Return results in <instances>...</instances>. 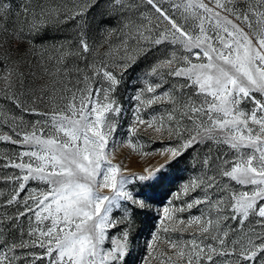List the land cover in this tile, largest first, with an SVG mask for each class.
Wrapping results in <instances>:
<instances>
[{
    "label": "snow or ice",
    "instance_id": "6c2138e0",
    "mask_svg": "<svg viewBox=\"0 0 264 264\" xmlns=\"http://www.w3.org/2000/svg\"><path fill=\"white\" fill-rule=\"evenodd\" d=\"M0 100V142L22 149L0 156V264H127L128 226L182 161L140 264H264V0H0ZM142 132L163 163L114 162Z\"/></svg>",
    "mask_w": 264,
    "mask_h": 264
},
{
    "label": "rangeland",
    "instance_id": "374dc122",
    "mask_svg": "<svg viewBox=\"0 0 264 264\" xmlns=\"http://www.w3.org/2000/svg\"><path fill=\"white\" fill-rule=\"evenodd\" d=\"M57 2L63 3L64 0H57ZM49 35H52L51 33ZM144 70V66L135 69L133 72L128 73L124 82L119 86L117 99L119 100L120 105L124 109L122 112V116L124 119L121 121V127L117 130L118 138H126L128 135V125L132 118V107L135 104L133 99H129L133 97L139 87H142V82L137 80L136 77L142 74ZM131 77V78H130ZM135 85V87H134ZM8 105L0 100V108H7ZM149 112L151 109L148 110ZM18 114V113H17ZM39 119L36 116H25V121H35ZM0 133H9V129L7 126L0 127ZM11 134V133H9ZM141 136L144 139L137 140V150L132 151L127 146H121L115 150L114 162H123L124 165L128 167L129 170L139 172L142 171L145 167L153 166L156 167L160 163H163V160L155 155L153 150H158L165 145L163 144H153L149 143V134L141 133ZM15 138V137H14ZM143 148L145 151L149 153H153L151 155H140L138 154ZM22 149L18 148L16 145L7 142H0V156L3 154H12L18 153ZM193 153H189V156L185 157L186 161H191V156ZM110 158H113L110 155ZM4 161L0 159V201H2L10 189L12 188L11 184L3 183L2 180L5 177H8L13 174L16 170L12 168H4ZM185 167L184 162L182 161L180 164L181 171H173L169 169L171 173L172 179L166 182L164 185L157 187L154 192V202H151L149 205V210L145 212H139L133 217V223L129 225L130 235H129V248L132 250V254L127 257V264H140V258L146 252V243L150 241L152 234L156 231L159 223V219L163 217V209L165 207H172L173 204H178L179 201L174 200L173 194L176 193L180 185L183 183L181 178L185 177V179L191 175L190 172H185L182 169ZM18 174V173H17ZM38 185L35 183H31L29 187H37ZM115 216H120L122 213L120 211L114 210ZM198 210L193 209L192 215H197ZM188 214H183V218L186 220ZM120 229L117 230L116 235Z\"/></svg>",
    "mask_w": 264,
    "mask_h": 264
}]
</instances>
